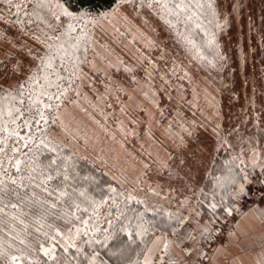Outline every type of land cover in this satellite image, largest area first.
Returning a JSON list of instances; mask_svg holds the SVG:
<instances>
[{
  "label": "rangeland",
  "instance_id": "obj_1",
  "mask_svg": "<svg viewBox=\"0 0 264 264\" xmlns=\"http://www.w3.org/2000/svg\"><path fill=\"white\" fill-rule=\"evenodd\" d=\"M57 3L71 16L61 15L60 20L52 21L53 25H63L60 31L69 23L78 31L87 25L91 40L86 53L90 63L83 65L86 78L77 82L79 87L68 93L59 111L68 133L65 135L59 124L49 125L65 144L61 155L72 157L74 165L68 181L58 177L49 187L66 190L69 196L58 202L55 195L47 197L34 188L21 190L19 197L11 191L4 193V203H17L18 208H7V214L0 215V244L19 255L15 249L24 245L18 240L35 242L38 233L34 220L40 207L27 202L35 191L37 199L57 203L48 223L66 230L69 225L58 216L72 211L88 220L89 227L96 225V239L113 237L106 247L82 245L86 254L95 249L120 264H144L146 258L160 264L161 253L153 241L175 239V222L163 212H147L144 227L148 231L137 235L140 221L136 213L143 211L144 205L126 204L119 193L131 191L146 200L149 207L161 206L165 212L189 217L185 224L188 228H196L197 222L208 226L214 220L210 225L214 229L230 216L223 206L217 207L214 214L209 208L221 196L231 208L237 201L218 188L219 194L211 199L216 187L214 177L227 175L226 162L241 149L251 145L264 149V0H215L221 22L222 18L228 21L222 29L202 16L199 21L196 17L188 21L183 15L167 16L169 25L158 11L134 10L123 0L100 11L71 9L63 0H53L54 6ZM236 4L239 6L233 10ZM54 10L60 12L59 8ZM28 29L48 31L42 24L39 28L29 25ZM0 31H4L3 26ZM213 33L218 48L208 44ZM10 38L16 39L17 46L10 50L14 53L11 58L0 53V60L6 63L0 68V76L17 60L31 63L24 44L41 49L29 37L18 35L15 28L10 30ZM79 55H84L83 49ZM17 79L21 77L9 73L3 83ZM249 171L253 180L261 176L259 168ZM201 188L208 197L200 194ZM150 189L160 195H153ZM80 191H85L87 200L79 196ZM113 196L118 206H114ZM73 201L80 203V211L69 207ZM13 215L16 220L11 219ZM74 223L83 227L79 221ZM122 227H127L131 235L120 231ZM206 239H201V248ZM151 243L153 248H149ZM9 244L13 245L10 250ZM190 246L189 241L181 245ZM148 249L150 254L145 257ZM56 252L68 264L86 262L74 250L65 254L57 247Z\"/></svg>",
  "mask_w": 264,
  "mask_h": 264
},
{
  "label": "snow or ice",
  "instance_id": "obj_2",
  "mask_svg": "<svg viewBox=\"0 0 264 264\" xmlns=\"http://www.w3.org/2000/svg\"><path fill=\"white\" fill-rule=\"evenodd\" d=\"M123 2L132 5L134 10L147 8L158 11L160 18L169 25L171 20L165 19L167 16L179 18L181 15L188 21H192L193 17L199 21L202 16L209 24L214 23L218 29H222L228 23L226 18H222L221 22L215 0H123ZM0 5L5 6L0 7V26L4 27V31H0V53L10 58L14 55L10 51L17 46L16 39L10 38V30L13 28L18 35L27 36L36 45L41 46L37 51L34 47L24 44L22 47L26 49L25 55L31 63L25 65L23 60H17L8 72L0 76V215H6L7 208H18L17 203H4L3 195L7 191L19 197L21 190L39 189L47 197L55 195L58 202L69 196L66 190L49 187L58 177H62L65 182L68 181L69 172L74 167L72 157L61 155L65 150V144L58 135L53 134L49 125L59 124L62 132L65 135L68 133L67 127L60 120L59 111L68 99V93L79 87L78 81L86 78L83 65L90 63L86 53L91 40L87 25L79 31L72 23L63 31H60L63 25H53L52 21L60 20L61 15L71 16L59 3L54 6L53 0H0ZM238 6L234 5L233 10ZM54 7L59 8L60 12L55 11ZM193 8L198 11H191ZM33 24H36L37 28L41 24L45 25L48 31L43 29L39 32L29 31L28 26ZM197 27H201V24L197 23ZM208 44L210 47L218 48L214 33ZM81 49L84 52L83 56L79 55ZM8 62L10 63V59ZM4 67L6 63L0 60V68ZM9 73L13 76L18 75L21 79L5 85L3 81ZM76 94L80 93L77 91ZM46 154L51 156L48 157ZM226 164L227 175L214 177L216 187L211 192L212 200L219 194L217 188L233 199L247 196V186L254 182L249 169L259 168L261 176H264V149L251 145L246 150L241 149L239 153L234 154ZM255 182L264 184V180L261 179ZM109 191L116 193V189L113 188ZM150 191L153 195H160L158 191L152 189ZM199 192L205 197L209 195L203 188ZM193 194L196 195L195 192ZM119 195L124 197L126 204L135 202L144 205V210L136 213L140 221L138 226L140 231L137 235L148 231L144 227V224L148 223L144 219L147 212L151 211L154 215L163 212L169 221L175 222L176 226L172 227V236L175 239L162 237L153 241L156 251L161 253L158 257L160 264H202L204 253L200 241L202 238H211L214 229L210 225L215 223L214 220H211L208 226H202L197 222L196 228H188L185 224L189 222V217L165 212L161 206L149 207L146 200L137 198L131 191ZM79 196L88 199L85 191H80ZM261 198L264 199V194ZM111 199L114 206H118L116 197L113 196ZM27 202L38 204L40 207V212L34 220L38 236L34 243L20 239L19 243L24 245V248L15 249L19 255L6 251L0 244V261H3V264H23L24 260H28V264H68L67 260L57 255V247L62 248L65 254L74 250L76 255L84 256L88 264H96L99 253L93 249L91 254H86L82 245L88 244L91 247L95 243L106 247L107 242L113 238L106 235L103 240L96 239L95 233L99 230L96 225L92 224L89 227L88 220H83L72 211H64L58 216L69 225L66 230L48 223L51 210L57 208V203H52L48 199H37L35 191L28 196ZM219 206H223L228 215L232 214L233 208L224 204V196H221L219 201L209 204L213 214ZM69 207L75 208L76 211L81 210L80 203L75 201ZM83 211L86 212L87 208ZM195 215L199 216V212ZM11 219L16 220L17 217L13 215ZM74 221H79L83 227L76 226ZM19 222L24 223L23 219ZM120 231L128 232V229L122 227ZM128 234L131 235L130 232ZM185 241L191 242V246L181 247ZM8 248L12 249L13 245L9 244ZM176 249H179V252L175 251ZM192 253L196 254L197 260L192 259ZM41 256L46 259H41ZM144 264L152 262L146 258ZM258 264H264V260Z\"/></svg>",
  "mask_w": 264,
  "mask_h": 264
},
{
  "label": "crops",
  "instance_id": "obj_3",
  "mask_svg": "<svg viewBox=\"0 0 264 264\" xmlns=\"http://www.w3.org/2000/svg\"><path fill=\"white\" fill-rule=\"evenodd\" d=\"M264 202L257 203L242 214L229 240L219 245L207 264H258L264 260ZM152 247V243L149 245ZM145 253L148 257L150 252ZM153 252V250L151 249ZM96 264H115L107 256L97 251ZM92 253V252H91ZM156 253L152 254L153 257ZM192 259L197 260L192 253ZM85 264H88L87 260Z\"/></svg>",
  "mask_w": 264,
  "mask_h": 264
},
{
  "label": "built area",
  "instance_id": "obj_4",
  "mask_svg": "<svg viewBox=\"0 0 264 264\" xmlns=\"http://www.w3.org/2000/svg\"><path fill=\"white\" fill-rule=\"evenodd\" d=\"M258 179L264 180V176L255 178L254 182L247 186L248 195L237 199L232 214L225 221H221L214 228L211 238H207L203 243L204 258L202 259V264H207L215 249L229 240L238 218L253 205L264 202V199L261 198V195L264 194V184L255 182Z\"/></svg>",
  "mask_w": 264,
  "mask_h": 264
},
{
  "label": "trees",
  "instance_id": "obj_5",
  "mask_svg": "<svg viewBox=\"0 0 264 264\" xmlns=\"http://www.w3.org/2000/svg\"><path fill=\"white\" fill-rule=\"evenodd\" d=\"M71 9L89 8L94 11L106 10L113 6L116 0H63ZM4 235V234H3ZM19 243V240H18ZM23 249V248H22ZM10 250V249H9ZM105 255V254H104ZM106 256V255H105ZM115 264H120L119 261L107 255ZM46 259V258H44ZM3 261H0L2 263ZM85 263V260L82 264Z\"/></svg>",
  "mask_w": 264,
  "mask_h": 264
}]
</instances>
